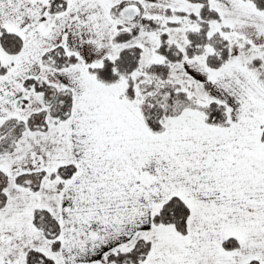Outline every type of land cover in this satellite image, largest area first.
<instances>
[{
  "label": "snow or ice",
  "instance_id": "6c2138e0",
  "mask_svg": "<svg viewBox=\"0 0 264 264\" xmlns=\"http://www.w3.org/2000/svg\"><path fill=\"white\" fill-rule=\"evenodd\" d=\"M0 264H264V0H0Z\"/></svg>",
  "mask_w": 264,
  "mask_h": 264
}]
</instances>
